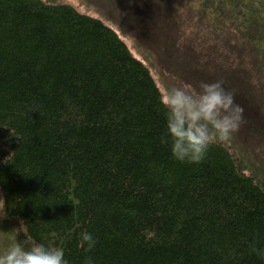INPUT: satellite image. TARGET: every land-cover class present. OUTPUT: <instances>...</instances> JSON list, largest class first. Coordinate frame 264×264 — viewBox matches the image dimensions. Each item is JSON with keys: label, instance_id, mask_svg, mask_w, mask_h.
<instances>
[{"label": "trees", "instance_id": "trees-1", "mask_svg": "<svg viewBox=\"0 0 264 264\" xmlns=\"http://www.w3.org/2000/svg\"><path fill=\"white\" fill-rule=\"evenodd\" d=\"M198 1L247 84L196 65L224 80L246 131L264 135L253 95L264 87V0ZM161 93L99 17L62 0H0V251L24 220L69 264H264L248 247L264 246V173L229 140L199 163L172 158ZM82 230L96 239L87 252Z\"/></svg>", "mask_w": 264, "mask_h": 264}, {"label": "rangeland", "instance_id": "rangeland-1", "mask_svg": "<svg viewBox=\"0 0 264 264\" xmlns=\"http://www.w3.org/2000/svg\"><path fill=\"white\" fill-rule=\"evenodd\" d=\"M62 1L75 6L81 13L99 17L113 27L133 55L149 67L161 92L167 86L183 83L195 86L202 80L213 81L214 74L206 75L205 69L201 71L197 67V61L212 67L213 71L217 68L216 75H222V79L228 76L233 81L242 80L240 84L243 86L247 84L244 73L233 74L237 62H232L233 56L229 55L233 48L227 44L228 37L221 39L217 36L221 32L219 21L209 20L208 23L200 18L203 12L198 0ZM212 28L217 31H212ZM242 62L245 71L253 69L250 66L252 61ZM253 95L264 111V87L254 86ZM246 127L242 120L229 139L230 145L249 165L264 173V135L259 127L257 130L250 125L247 131Z\"/></svg>", "mask_w": 264, "mask_h": 264}, {"label": "clouds", "instance_id": "clouds-1", "mask_svg": "<svg viewBox=\"0 0 264 264\" xmlns=\"http://www.w3.org/2000/svg\"><path fill=\"white\" fill-rule=\"evenodd\" d=\"M164 108L166 133L162 143L170 145L172 158L180 162L199 163L210 145L231 138L242 120L243 108L235 103L231 90L223 86L220 79L199 81L197 85L183 83L167 86L159 96ZM5 215L3 200L0 199V218ZM13 237V242L0 251V264H69L63 247L38 242L23 227ZM23 233L18 240L17 234ZM96 239L92 233L82 230L77 233V246L89 251ZM251 254L264 261V246L255 240L248 242ZM83 264H95L85 257Z\"/></svg>", "mask_w": 264, "mask_h": 264}]
</instances>
